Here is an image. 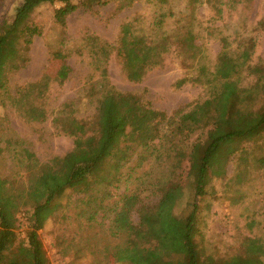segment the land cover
<instances>
[{"label":"trees","instance_id":"1","mask_svg":"<svg viewBox=\"0 0 264 264\" xmlns=\"http://www.w3.org/2000/svg\"><path fill=\"white\" fill-rule=\"evenodd\" d=\"M75 1L87 7L93 2L100 6L108 3L23 0L14 20L0 23V107L14 108L28 124H43L51 118L55 130L73 142L72 150L63 157L27 164L25 183L17 192L22 206L29 205L24 240L16 232L17 212L6 210L0 193V264H51L39 231L58 210L55 202L64 196L67 209L70 204L80 208L90 200L96 208H80L76 215L86 222L108 223L110 237L119 242L125 239L113 252L118 262L264 264L260 239H247L243 251L221 260L205 256L195 241L199 219L196 201L207 194L211 179L224 177L235 156L246 164L248 157L256 155L255 162L264 166V156L257 157L264 153V64L254 60L253 36V32L264 31V16L250 33L244 20L223 24V29L217 23L224 20L223 7L235 10L242 5L240 13L245 14L251 10L252 0H188L185 10L178 13L172 0H147L162 13L145 30L138 32L132 25L144 40L138 49L122 53L97 36L85 37L91 65L100 73L101 82L98 90L97 86L89 90L96 103L95 115L80 118L72 102L51 110L43 96L23 102L18 98L20 88L13 95L9 86L10 74L29 62V31L35 11L60 4L55 24L65 30L67 19L78 8ZM114 1L125 9L137 0ZM203 4L213 13L206 22L199 16ZM210 41L221 44L215 57L206 45ZM116 54L122 75L134 84L162 69L172 57L185 73L175 87L201 86L206 98L172 116L163 112L153 115L144 96L123 93L110 83L108 64ZM0 141L4 145L0 154H14L11 140ZM116 151L124 154L118 166L112 162ZM6 184L0 180V191ZM186 190L192 197L189 211L182 217L164 216L163 209L181 201ZM73 196L79 198L73 202ZM148 197L158 202L150 204ZM135 213L138 223L133 221Z\"/></svg>","mask_w":264,"mask_h":264},{"label":"rangeland","instance_id":"2","mask_svg":"<svg viewBox=\"0 0 264 264\" xmlns=\"http://www.w3.org/2000/svg\"><path fill=\"white\" fill-rule=\"evenodd\" d=\"M107 1L102 6L93 2L88 7L82 1H75L78 8L67 19L65 30L55 24V10L61 7L60 4L39 7L31 19L29 62L25 68L9 76L12 94L17 95L20 88L18 98L23 102L43 96L51 110H58L63 103L72 102L78 117H93L96 103L95 99H91L89 90L96 87L101 79L100 73L95 72L91 65L85 37L97 36L122 53H129L144 42L139 33L135 34L132 25L138 32L145 30L162 13L159 6L147 0H137L125 9H120L117 1ZM187 1L172 0L175 12L184 11ZM22 3L23 0H0V23L4 20L12 22ZM241 7L235 10L223 7L224 20L217 25L223 29V24L233 25L235 21L244 20L250 32L264 16V0H252L251 10L245 14L240 13ZM212 15L206 4L200 5L199 16L203 21H208ZM253 36L256 40L254 60L264 64V31L253 32ZM206 45L213 57L221 48L217 42L210 41ZM118 60L117 54L113 55L108 64L110 83L123 93L144 96L151 104L153 115L163 112L172 116L206 98V91L201 86L187 84L180 89L175 87L185 73L172 57L166 60L162 69L154 70L137 84L124 78ZM51 120L49 118L43 124H28L14 108L0 107V140H11L14 145L11 148L14 154L7 151L0 154V180L7 182L0 191L1 201L8 212H17L16 232L20 240L25 239L29 205L23 200V205L27 206H22L17 192L25 183L27 164L33 160L47 163L55 157H63L73 148L72 140L59 134ZM0 146L4 147L3 143ZM254 156L248 157L246 164L236 156L231 158L224 177L212 178L207 194L196 201L199 219L195 241L204 255L214 260L226 259L243 251L244 243L250 238L260 239L264 246V166L256 163ZM261 156L264 153L257 155L258 158ZM123 159L124 154L116 151L112 162L118 166ZM189 196L190 192L186 190L184 198L177 204H169L162 214L170 218L184 216L192 202ZM78 198L73 196V202ZM147 199L150 204L158 202L153 197ZM66 203V196L55 202L58 210L39 231L50 263L124 264L117 261L113 252L125 239L119 242L110 237L108 223H90L76 215L80 208L94 209L96 205L86 200L80 208L70 204L67 209ZM133 221H139L136 213Z\"/></svg>","mask_w":264,"mask_h":264}]
</instances>
